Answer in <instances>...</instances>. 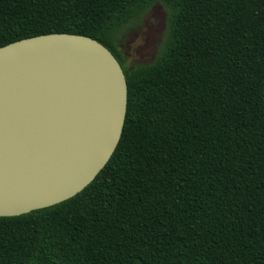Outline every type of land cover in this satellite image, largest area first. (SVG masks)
Segmentation results:
<instances>
[{
  "label": "trees",
  "instance_id": "trees-1",
  "mask_svg": "<svg viewBox=\"0 0 264 264\" xmlns=\"http://www.w3.org/2000/svg\"><path fill=\"white\" fill-rule=\"evenodd\" d=\"M155 1L162 47L127 67L116 33ZM51 32L113 53L124 124L76 195L0 216V264H264V0H0V46Z\"/></svg>",
  "mask_w": 264,
  "mask_h": 264
},
{
  "label": "water",
  "instance_id": "water-1",
  "mask_svg": "<svg viewBox=\"0 0 264 264\" xmlns=\"http://www.w3.org/2000/svg\"><path fill=\"white\" fill-rule=\"evenodd\" d=\"M127 83L87 35L51 32L0 46V216L67 200L113 153Z\"/></svg>",
  "mask_w": 264,
  "mask_h": 264
},
{
  "label": "rangeland",
  "instance_id": "rangeland-1",
  "mask_svg": "<svg viewBox=\"0 0 264 264\" xmlns=\"http://www.w3.org/2000/svg\"><path fill=\"white\" fill-rule=\"evenodd\" d=\"M167 8L153 2L141 15L126 23L116 33V47L128 67L149 64L158 55L166 34Z\"/></svg>",
  "mask_w": 264,
  "mask_h": 264
}]
</instances>
